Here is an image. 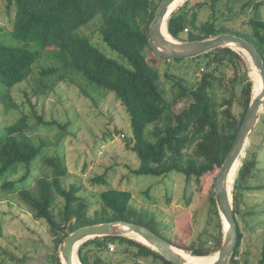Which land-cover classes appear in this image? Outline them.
<instances>
[{"label":"trees","instance_id":"obj_1","mask_svg":"<svg viewBox=\"0 0 264 264\" xmlns=\"http://www.w3.org/2000/svg\"><path fill=\"white\" fill-rule=\"evenodd\" d=\"M6 1L7 8L14 12L11 19V38L21 44L10 45L6 40L0 39V87L6 88L5 92L1 94L2 98L7 97L11 100L10 89L27 80L34 72V64L38 62L41 55L30 47V44H34L41 49V52L51 51L50 57L60 60L62 69L71 66L75 71L83 73L91 82L117 93V97L131 116L132 136L127 138L128 147L140 160L138 167H130L131 173L160 177L176 171L182 173L188 183L192 178L201 183L206 175L221 169L240 130L253 97V89L260 90L262 83L260 73L253 63L254 82L248 72H243V78L240 77L241 72L237 60L241 58V54L233 47H219L195 56L198 58L207 56V70L203 73L195 89L188 88L182 82H175V86L179 90L178 96H189L192 99L187 107L175 111L162 87L159 68L156 64H152L145 54V49L151 48L149 28L162 0ZM184 1L176 0L174 2V10L166 21L167 32L174 38L181 39V35L186 29L189 34L187 41L231 33L253 42L264 58V19L258 14L257 17L250 20L252 26L250 32L229 29L223 24L217 25L218 20L214 17L210 24L204 28V26L198 25L199 12L208 5V2L202 1L196 6L184 9L183 6L179 7ZM220 1L211 0L209 4L210 9L215 13L214 16L217 14ZM252 1H247L243 7H248ZM231 2L236 1L229 0L228 8L230 10L233 7ZM261 5L262 3H258L257 9ZM96 17H100L102 21L100 31L104 44L123 58V61L106 54L93 43L90 37L80 32L84 25ZM243 52L249 57L247 52ZM157 58L169 60L158 55L154 59ZM172 60L181 61L182 59ZM153 62L155 63L154 60ZM224 64L235 65V73L231 78L233 87L246 78L238 94L239 102L244 107L239 120L232 112L233 98L236 96L234 90L230 93L231 97L224 98L221 102L217 98V88L224 84L223 73H219ZM60 68L59 66L43 67L40 72L41 78L54 77L57 74L64 77L66 72L59 74ZM38 86H40L38 92L45 91V84H38ZM10 102L9 105H14L12 101ZM33 109L35 110V106ZM168 115L170 116L168 123L164 127H157L153 132L155 138L150 139L146 135L147 126ZM37 117L42 119L38 115ZM29 118L30 116L24 113L5 130H0L2 189L6 192L20 190L22 198L30 205L34 216L45 219L58 233L59 244L72 231L85 225L116 219L131 221L127 216L130 212L132 192L129 189L117 188L108 184V180L105 178L106 174L94 177L93 183L94 185L106 184V187L100 190L99 196L104 207L110 210L111 214L87 217L85 212H82L83 204L79 202L82 185L74 183L67 187L64 184L63 178L67 176L68 168L58 152L52 156H47L44 153L41 156L43 158H38L42 159L49 167L50 174L39 178L36 190L28 188L27 182L33 172V167H35L33 161L44 148L37 146L22 132ZM189 149L192 151L189 152ZM23 163L26 164L27 171L18 180H6L2 177L10 169L15 171ZM245 163V161L242 163L240 173L243 172ZM248 188L252 187L248 185ZM58 197H63L65 200L61 212L64 224L57 220L55 214ZM209 200L215 208L216 217L211 221L210 217L208 218L209 225L205 230L207 239L200 240L202 244L199 247L184 248L198 256H206L214 251H219L224 238L222 218L214 191L211 192ZM233 205L236 216L239 206L235 203V195L233 196ZM74 216H76L75 223L71 226L70 231L60 233L59 231L65 229L66 223L71 222ZM236 222L238 225L237 218ZM1 234H3V228L0 224ZM131 236L106 235L91 238L80 245L79 258L77 254L74 258L78 264L81 262L82 264H91L92 258L97 261V264H106L103 255L119 250L117 254L121 255L120 263L147 264L142 262L144 257H150L154 253L160 254L150 244L147 245ZM242 237L238 225L237 247L229 264H239L235 258ZM212 238H215L216 244L219 245L217 249H212L211 246L205 247L208 242L212 241ZM111 243L115 245L114 251L109 248ZM261 255L260 264H264V237ZM129 256H134L135 262H125ZM57 257L58 264H63L60 256L57 255Z\"/></svg>","mask_w":264,"mask_h":264},{"label":"rangeland","instance_id":"obj_2","mask_svg":"<svg viewBox=\"0 0 264 264\" xmlns=\"http://www.w3.org/2000/svg\"><path fill=\"white\" fill-rule=\"evenodd\" d=\"M202 1L208 2V5L199 12L198 25L204 28L214 17L218 20L217 25L223 24L229 29L250 32L252 18L258 14L264 19V0H253L246 8L243 5L249 0H234L236 2L230 3L233 5L231 10L228 8L229 0H221L216 16L209 7L211 0H185L179 7L188 9ZM6 3V0H0V39L6 40L10 45L21 44L11 38V19L14 12L7 8ZM258 3H262L259 9ZM101 22V18L96 17L84 25L80 32L90 37L106 54L123 61V58L104 44L100 31ZM163 30L169 35L166 23ZM188 35L185 31L178 40L187 41ZM30 47L41 53L38 62L34 64L32 75L10 89L11 100L1 97L6 88L0 87V130H5L8 125L26 113L30 118L22 132L37 146L44 147L33 161L35 167L27 182L28 188L36 190L39 178L50 174L49 167L38 158H43L41 156L44 153L52 156L58 152L68 168V174L63 178L64 184L67 187L74 183L82 185L79 202L83 204L82 212H85L87 217L111 214L99 196L100 190L104 189L106 184L93 183L94 177L106 174L108 184L132 192L130 212L127 216L129 220L143 224L167 241L176 243L173 244L176 251L192 264H210L215 261L218 258V250L210 255L198 256L184 248L199 247L202 244L200 240L207 239L205 230L209 225L208 218L210 217L211 221L216 217L215 208L209 197L214 191L215 179L220 169L206 175L201 183L193 178L188 183L186 177L176 171L160 177L131 173L130 167H138L140 160L128 147L127 138L132 136L131 116L117 97V93L91 82L83 73L75 71L71 66L62 69L60 60L50 57L51 51L41 52L34 44H30ZM233 49L241 54V58L237 60L240 77L243 78V72H248L254 82L255 71L249 57L239 48ZM145 54L151 63L159 68L161 84L173 110L179 111L187 107L192 99L189 96L179 97L175 82H182L188 88L195 89L207 70V56L191 57L181 61L154 59L157 55L149 47L145 49ZM45 66H59L61 67L59 74L66 72L65 76L57 74L54 77L41 78L40 72ZM220 72L223 73L224 84L217 88L218 101L231 97L230 93L234 90L236 96L233 98L232 112L239 120L244 107L239 102L238 94L246 78L233 87L231 78L235 73V65L224 64ZM38 84L46 85L44 92H38L40 87ZM10 101L14 105H9ZM169 119L168 115L156 123L149 124L146 135L154 139L155 129L164 127ZM191 151L192 149H189V152ZM244 161L245 167L240 173ZM26 171L27 166L23 163L15 171L10 169L2 177L6 180H18ZM248 185L252 188H248ZM229 188L231 195H235V203L239 206L236 218L243 235L236 262L260 264L264 237V108L242 155L232 169ZM19 191H4L0 180V224L3 228V234L0 235V263L58 264L57 255L61 258V244L58 243L60 236L45 219L34 216L33 210ZM64 203V198L58 197L55 214L61 224L65 223L61 213ZM75 219L76 216L59 232L70 231ZM122 228L124 229L123 226ZM131 235L149 245L141 235ZM216 242L215 238H212L211 242L204 245L217 249L219 245ZM118 251L105 253L103 255L105 263L124 264L119 261L121 255L117 254ZM154 254L144 257L142 262L173 264L164 254ZM74 261L78 264L75 258ZM131 261L135 262L134 256H129L125 260ZM91 264H97V261L92 258Z\"/></svg>","mask_w":264,"mask_h":264},{"label":"water","instance_id":"obj_3","mask_svg":"<svg viewBox=\"0 0 264 264\" xmlns=\"http://www.w3.org/2000/svg\"><path fill=\"white\" fill-rule=\"evenodd\" d=\"M175 1L162 0L150 25L149 40L151 48L156 55L166 59H187L219 47H237L249 54L262 80L260 90L253 89V97L240 130L214 184V193L223 223L224 238L222 246L218 251V258L211 264H229L238 242V225L234 212L233 196L229 188V179L232 169L242 155L264 108V58L253 42L231 33L217 34L196 41L178 40L170 33L167 35L164 33L163 28L167 18L174 10L173 4ZM225 222L228 223V227H226ZM122 226H127L129 230H124ZM131 234L144 237L148 244L164 254L173 264H192L176 251L173 244L152 232L147 226L124 219L85 225L72 231L61 243L62 263L73 264L76 254L79 258L78 250L80 245L91 238L106 235Z\"/></svg>","mask_w":264,"mask_h":264},{"label":"built area","instance_id":"obj_4","mask_svg":"<svg viewBox=\"0 0 264 264\" xmlns=\"http://www.w3.org/2000/svg\"><path fill=\"white\" fill-rule=\"evenodd\" d=\"M188 29H186V32H187ZM109 248L111 251H114L115 250V245L113 243L109 244Z\"/></svg>","mask_w":264,"mask_h":264},{"label":"bare ground","instance_id":"obj_5","mask_svg":"<svg viewBox=\"0 0 264 264\" xmlns=\"http://www.w3.org/2000/svg\"><path fill=\"white\" fill-rule=\"evenodd\" d=\"M259 72V71H258ZM225 225H226V227H228V223L227 222H225ZM124 227V230H129L128 229V227L127 226H123ZM214 262V261H213ZM212 262V263H213ZM73 264H75V261H74V259H73ZM211 264V263H210Z\"/></svg>","mask_w":264,"mask_h":264}]
</instances>
